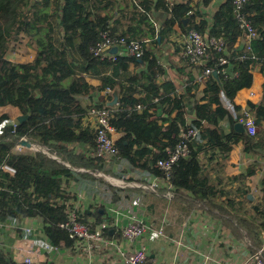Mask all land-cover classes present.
<instances>
[{
    "label": "trees",
    "instance_id": "1",
    "mask_svg": "<svg viewBox=\"0 0 264 264\" xmlns=\"http://www.w3.org/2000/svg\"><path fill=\"white\" fill-rule=\"evenodd\" d=\"M212 2L202 0L201 4L208 7ZM234 2L226 0L215 8L209 21L192 5V0L181 3L176 0H0V108L9 111L0 116V122H8L0 131V222L38 218L54 246L64 243L69 247L75 242L60 226L67 221L66 203L70 193L64 188V182L72 177V171L45 153L16 147L23 137L39 138L62 160L98 169L100 165H95L94 161L101 162L100 159L89 158L83 162V157L72 156L69 146L97 147L96 132L83 126L94 107L84 104L82 99L92 92H104L108 101L112 100L111 94L117 87L121 90L119 107L109 109L103 96L104 103L98 109L108 108L112 113V126L124 135L116 144L118 155L132 164L147 156L142 167L173 186L176 192H189L194 204H215L216 192L206 174L201 153L211 151L212 157L216 152L227 156L240 143L246 153L264 151V85L261 101L249 102L247 106L260 128L255 136L237 132L238 119L222 103V97L233 103L241 90L252 87L254 66L260 65L264 75V0H249L244 7L243 12L252 21L258 38L250 43V49L247 45L241 52L235 46L245 32L236 19ZM157 13L168 15L158 27L148 23L149 17ZM177 25L183 34L208 31L210 36L225 42L230 54L212 52L209 62L200 67L203 71L211 67L218 72L208 76L203 97L194 103L197 119L191 127L199 131L195 144L197 141L206 144L200 150H194L192 144L191 156L179 160L167 176L157 163L170 157L182 132L188 128L186 103L192 97V87L188 83L186 90L179 93L171 80L157 84L162 68L147 43L169 42ZM106 32L127 42H140L145 50L140 61L147 64V72L127 76L132 82L130 88L114 76L119 70L126 71L136 58L109 59L93 54ZM22 39H27L29 47L36 52L30 63L14 62L9 57L12 43ZM221 56L227 59V64L218 68L216 64ZM94 76H101L98 87L88 81ZM142 93H146L143 99L135 96ZM154 99L166 105L167 117L160 118L161 124L159 118L150 113L156 106ZM138 105L144 107L142 113L128 110L129 106L134 109ZM234 107L240 115L243 108ZM13 113L15 118L27 117L22 123L15 119L18 123L15 133L9 122ZM222 123L228 124L229 131ZM136 146L140 150H136ZM4 165L15 172L6 171ZM248 175H251L249 171ZM262 194L264 198V180ZM260 205L253 208L256 219L239 218V226L253 242L251 253L264 245L261 238L264 209ZM112 229H104L102 235L110 236ZM0 264L14 263L4 259L0 251Z\"/></svg>",
    "mask_w": 264,
    "mask_h": 264
},
{
    "label": "crops",
    "instance_id": "2",
    "mask_svg": "<svg viewBox=\"0 0 264 264\" xmlns=\"http://www.w3.org/2000/svg\"><path fill=\"white\" fill-rule=\"evenodd\" d=\"M176 1L181 3L188 0ZM201 1L192 0V5L210 21L215 9L211 5L204 7ZM167 17L165 13H157L149 17L148 23H155L158 27ZM190 32L183 34L177 25L169 42L162 45L147 43L162 68L157 84L162 85L171 80L179 93L186 90L188 83L191 84L192 97L186 103L187 126H191L197 119L194 103L203 97L208 78L201 66H192L183 58V47ZM201 35L214 38L208 31ZM250 43L244 35L235 48L241 52L245 46L248 45L249 48ZM124 52L123 47L114 46L105 48L102 54L109 59L116 55L128 57L123 55ZM224 53L227 56L230 54L227 48ZM35 56L34 51L31 62ZM9 57L12 60L10 53ZM143 72H147V64L140 60L131 61L127 70H119L114 79L130 88L132 82L128 81L127 76H136ZM252 73V87L237 94L234 106L244 108L249 102L258 104L261 101L264 75L260 65L254 66ZM111 74L109 71L108 75ZM88 81L92 86L98 87L101 76L89 77ZM118 89L120 98L115 108L107 106L111 110L119 107L121 90ZM251 92H254V96H251ZM106 94L92 92L82 101L98 108L102 103L107 102V105L111 101H108ZM135 96L143 99L146 93ZM154 104L156 106L150 109V113L155 114L161 124L160 118L167 117L166 105L159 99H154ZM128 110L142 113L144 107L138 105L132 109L129 106ZM12 116L17 119L14 113ZM222 125L229 131L227 123ZM83 126L96 132V118L88 115ZM259 130L257 126V132ZM123 136L122 134V138ZM32 141H36L40 148L32 146L25 149L45 153L72 171V177L64 182V188L70 193V200L66 203L67 219L70 212H76L78 220L87 224L92 231L99 229L104 222L109 223V227L114 229L110 236L103 237L111 244L105 246L98 241H90L88 244L75 241L69 247L64 243L56 247L44 234V223L40 219L23 218L15 222H0V251L4 259L14 264H25L26 258H31L32 264H129L127 258L143 245L149 264H256L252 257L260 248L255 253L250 252V248H254L253 242L246 230L239 226V218L256 219L253 208L261 204L260 208L264 209V151L246 153L244 145L240 143L227 156L216 152L212 157L211 151L201 153L206 174L216 192L215 204L208 206L203 202L194 204L190 193L186 191L178 193L175 190L174 197L170 198L169 185L142 167L147 156L137 164H132L120 154L99 157L97 141L95 148L84 144L69 146L72 156L83 157V162H87L89 158L100 159L101 162L94 161L95 165H100L97 169L80 163L72 165L68 160L64 161L56 154L53 155L50 148L44 146L39 138ZM205 144V141L203 144L194 142V150H200ZM135 149L140 150V147L136 146ZM248 171L251 175H248ZM132 220L147 223L153 231L136 244L129 245L122 238V229ZM160 229L162 235L157 232ZM261 238L264 240V234H261Z\"/></svg>",
    "mask_w": 264,
    "mask_h": 264
},
{
    "label": "built area",
    "instance_id": "3",
    "mask_svg": "<svg viewBox=\"0 0 264 264\" xmlns=\"http://www.w3.org/2000/svg\"><path fill=\"white\" fill-rule=\"evenodd\" d=\"M174 1V0H171ZM249 0H235V15L238 20L240 27L244 30L246 37L250 42L256 40L258 38V33L254 29L252 25V21L247 17V15L243 12L246 3ZM123 47L125 52L124 56L133 57L137 60H140L144 55V48L140 42H127L125 38H116L111 36L109 33H104L102 35V41L99 42L96 48L93 49V54L96 57L105 58L102 54V51L105 48L109 47ZM226 45L222 39L217 38H209L207 36L201 35L198 32L192 31L187 36V41L184 44L182 55L183 58L192 66H204L209 60L212 58V52H216L218 54H223L225 52ZM118 55L112 56L115 59ZM227 64V59L223 56L219 57L218 68L223 67ZM204 75L210 76L215 72V69L211 67H206L204 69ZM218 73V72H217ZM251 96H254V92L250 93ZM223 105L230 111V113L238 119V123L243 124L245 128V132L249 135L254 136L257 132V124L256 119L254 117L253 112L248 108L244 107L241 111V114L238 115L233 103L222 97ZM89 115H92L96 118L97 121V143H98V156H115L118 154V148L116 144L112 140V133L115 131V128L111 124V112L105 108H92ZM13 126V133H15L16 128L18 127L17 121ZM188 128L184 130L181 134V140L174 149V151L170 154V157L167 160H160L157 163L158 168L163 171L167 176L170 175L173 167L178 163L182 158H188L192 154V144L194 145L195 140L199 136V131L191 126H187ZM33 137H23L19 144L17 145V150H23L26 147L23 145V142H29L32 146H40L36 141H32ZM3 168L6 171L14 173L15 170L11 167L4 165ZM170 198L174 197V188L170 186ZM62 228L66 229L70 237L78 240L79 242H83L88 244L90 241H98L101 242L102 245H109L110 243L106 241L102 235V231L106 228H109L108 223H102L100 228L92 231L90 227L78 220V214L76 212H70L69 218L67 221L60 225ZM153 229L150 226L141 221V220H132L130 221L124 228L122 232V238L127 241L129 245H134L138 240H142L152 232ZM159 234H163L162 229L157 231ZM253 262L256 264H264V245L260 250L252 257ZM127 262L129 264H149L145 249L142 245L141 248L136 249L132 252L127 258ZM25 264H32L31 258H26L24 260Z\"/></svg>",
    "mask_w": 264,
    "mask_h": 264
},
{
    "label": "rangeland",
    "instance_id": "4",
    "mask_svg": "<svg viewBox=\"0 0 264 264\" xmlns=\"http://www.w3.org/2000/svg\"><path fill=\"white\" fill-rule=\"evenodd\" d=\"M27 39H22L20 42L18 43H12V50L10 51V55L12 56V60L15 62H19V63H24V62H31V56L34 55V51L31 47H29L28 45V41H26ZM9 111H6V108H0V116H2L4 113H8ZM11 119L9 120V122L12 124V127L14 126L15 119H13V116L11 115ZM8 123V122H7ZM6 122H0V127H4L5 124H7ZM1 128V129H2ZM42 148V147H41ZM78 242V240H75Z\"/></svg>",
    "mask_w": 264,
    "mask_h": 264
},
{
    "label": "water",
    "instance_id": "5",
    "mask_svg": "<svg viewBox=\"0 0 264 264\" xmlns=\"http://www.w3.org/2000/svg\"><path fill=\"white\" fill-rule=\"evenodd\" d=\"M226 0H213L212 4H211V7H213L214 9L215 8H219L220 6H222L224 3H225ZM160 40V38H159ZM216 73V72H215ZM217 74V73H216ZM120 91L118 88L114 89V91L112 92V100L107 104L108 107L114 109L116 104L118 103L119 101V98H120ZM27 119V117H23V116H19L17 118V120L19 121V123H22L24 122L25 120ZM235 130L239 133H244L245 132V128L243 126V124L241 123H237L235 125ZM112 140L113 142L116 144L117 142H119L122 138V134L119 133V132H113L112 133ZM23 145L27 148L31 147L30 143L29 142H23Z\"/></svg>",
    "mask_w": 264,
    "mask_h": 264
}]
</instances>
